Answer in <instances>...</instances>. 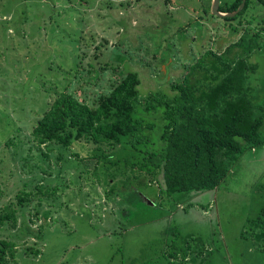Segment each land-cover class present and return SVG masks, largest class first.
<instances>
[{
	"label": "rangeland",
	"instance_id": "374dc122",
	"mask_svg": "<svg viewBox=\"0 0 264 264\" xmlns=\"http://www.w3.org/2000/svg\"><path fill=\"white\" fill-rule=\"evenodd\" d=\"M253 1L245 19L264 7ZM200 3L0 0V210L17 205L20 190L55 189L52 195L32 194L19 206L16 226L0 225V237L18 246L17 264H165V248L187 242L191 256L203 252L197 263L264 264L262 241L251 227L264 206V148L246 152L216 189L168 195L162 175L159 182L125 175L114 181L110 195V163L103 159L110 153L104 148L85 139L69 147L38 146L33 135L66 87L93 104L136 71L142 101L152 92L173 95L172 82L192 62L207 49L223 51L245 29L235 32L238 19L211 13L200 20L187 9ZM247 59L258 65L249 77L256 110L262 112L264 34L261 48ZM136 114L157 120L155 111ZM159 131L161 126L152 129V136ZM97 156L102 159L94 170Z\"/></svg>",
	"mask_w": 264,
	"mask_h": 264
},
{
	"label": "trees",
	"instance_id": "16d2710c",
	"mask_svg": "<svg viewBox=\"0 0 264 264\" xmlns=\"http://www.w3.org/2000/svg\"><path fill=\"white\" fill-rule=\"evenodd\" d=\"M252 1L247 0L234 17H224L239 20L238 27L233 28L235 32L245 25L241 37L223 51L203 52L183 77L172 82L173 95L152 92L142 101L138 88L141 79L136 71L122 76L109 92L100 93L93 104L80 100L66 87L33 129L38 146L57 143L69 147L85 139L96 149L104 148L110 153L103 156L110 163V195L116 190L114 181L123 180L125 175L133 178L146 175L154 182H159L162 175L163 191L168 195L216 189L246 152L264 146V110H256L249 77L258 65L247 59L261 48L264 16L256 12L245 19ZM241 2L220 3V10L234 11ZM253 4L264 6V0H254ZM138 109L155 111L157 120L146 121L137 116ZM157 126H161V132L152 136V129ZM95 159L94 170L102 158ZM43 188L20 190L17 205L7 203L0 210V225L16 226L19 206L28 203L32 194L52 195L55 190ZM254 224L250 225L253 236L264 247V206ZM188 243L165 248V264L197 263L196 256L203 252L199 250L191 256ZM33 250L39 253V249ZM17 251L14 240L0 237V264H9V260L17 264Z\"/></svg>",
	"mask_w": 264,
	"mask_h": 264
},
{
	"label": "crops",
	"instance_id": "0c3cea01",
	"mask_svg": "<svg viewBox=\"0 0 264 264\" xmlns=\"http://www.w3.org/2000/svg\"><path fill=\"white\" fill-rule=\"evenodd\" d=\"M167 2H171V0H167ZM200 2H201L200 6H198V8H192L191 7V8H187V9L193 10L195 13H198L200 15L198 18L203 21L205 18L208 19V16H205V15H208V13L209 14L211 13L212 0H200ZM257 13H262L264 16V7L263 8L258 7ZM251 15H253V14H251ZM250 16H249V18H250ZM262 34H264V31L262 32ZM263 148H264V146L262 148H256V149L251 150L252 154L256 153L258 149H263Z\"/></svg>",
	"mask_w": 264,
	"mask_h": 264
},
{
	"label": "water",
	"instance_id": "95a60500",
	"mask_svg": "<svg viewBox=\"0 0 264 264\" xmlns=\"http://www.w3.org/2000/svg\"><path fill=\"white\" fill-rule=\"evenodd\" d=\"M247 0H242L241 4L239 5V7L234 10V11H230V12H223L220 10V3L221 0H212V5H211V13L213 15H216L220 18H224V17H234L238 12H240L245 4H246Z\"/></svg>",
	"mask_w": 264,
	"mask_h": 264
}]
</instances>
